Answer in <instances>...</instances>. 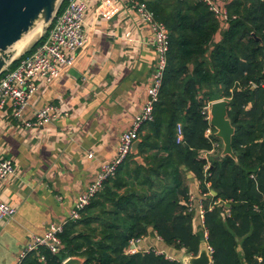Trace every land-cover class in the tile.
Here are the masks:
<instances>
[{
  "label": "trees",
  "instance_id": "16d2710c",
  "mask_svg": "<svg viewBox=\"0 0 264 264\" xmlns=\"http://www.w3.org/2000/svg\"><path fill=\"white\" fill-rule=\"evenodd\" d=\"M143 1L167 27L169 48L153 119L139 131L138 153H130L80 218L65 225L58 253L42 248L43 262L31 253L24 264H62L70 256L85 257L83 264H181L154 249L130 252L148 228L192 254L206 231L212 264H264V0H223L225 19L202 0ZM221 98L229 101L235 157L217 158L222 142L213 134L219 151L206 159L212 146L204 136V109ZM189 172L204 206L203 230L196 233Z\"/></svg>",
  "mask_w": 264,
  "mask_h": 264
},
{
  "label": "crops",
  "instance_id": "0c3cea01",
  "mask_svg": "<svg viewBox=\"0 0 264 264\" xmlns=\"http://www.w3.org/2000/svg\"><path fill=\"white\" fill-rule=\"evenodd\" d=\"M113 1L118 10L105 19L98 14L97 0H84L86 43L59 77L37 81L39 90L24 116L34 120L38 108L53 103L57 118L24 127L10 105L0 110V157L15 165L14 174L0 181V200L17 209L13 218L0 220V264H16L31 235L68 215L101 165L115 157L121 133L145 102L155 61L152 31L126 1ZM186 185L196 202L201 199L190 172ZM192 214L196 233L203 230L204 214L197 207ZM134 243L130 252L154 249L176 259L185 252L165 244L149 228Z\"/></svg>",
  "mask_w": 264,
  "mask_h": 264
},
{
  "label": "built area",
  "instance_id": "2783aa9c",
  "mask_svg": "<svg viewBox=\"0 0 264 264\" xmlns=\"http://www.w3.org/2000/svg\"><path fill=\"white\" fill-rule=\"evenodd\" d=\"M97 1L98 14L101 17L109 19L116 14L118 8L113 0ZM124 1L128 3L138 20L150 27L152 31L151 44L155 48V61L152 66L150 83L146 90L145 102L141 110L135 115L131 127L121 133L115 157L101 165L96 178L85 190L78 194L74 207H72L66 217L57 222H51L42 233L31 235L28 244L18 255L16 264H24L25 258L31 253L37 255L38 260L43 262L44 256L40 253L42 248L49 250L51 253L60 251L62 247L60 234L63 232L65 225L80 218L81 211L90 203L92 197L103 187L104 182L115 174L118 166L131 153V145L138 138L141 126L153 119V110L158 101L163 73L167 65L169 32L165 24L155 18L153 11L145 1ZM202 1L209 6L217 17L226 18L223 0ZM86 6L84 0H65V4L56 14L45 36L27 54L23 55L15 66H9L0 75V110L10 105L12 116L18 121L19 125L24 127L42 125L49 123L60 115L53 103H48L38 108L34 112V120L26 118L24 111L28 107L32 96L39 90L38 79L51 82L59 77L64 68L73 64L77 51L86 43L83 29ZM262 86L264 87V79ZM210 103L204 109L208 121L204 136L210 140L212 146L211 149L204 151L206 159L216 150L219 151L220 146L217 141L212 139L214 130L209 123ZM182 140V125L178 123L176 126V143H180ZM88 156L91 157L92 154L89 153ZM207 169L208 164L205 166V171ZM14 171L13 160L0 157V181L14 174ZM206 186H210L208 181H206ZM205 196H208V194H202V197ZM194 207H197L203 216L204 206L202 199H199ZM210 207L212 206L210 205ZM16 210L15 206L0 200V220L13 218ZM204 232L206 233V231ZM134 241H132V244L135 246ZM209 251L211 254L213 253V249L210 246ZM168 257L173 258L171 256Z\"/></svg>",
  "mask_w": 264,
  "mask_h": 264
},
{
  "label": "water",
  "instance_id": "95a60500",
  "mask_svg": "<svg viewBox=\"0 0 264 264\" xmlns=\"http://www.w3.org/2000/svg\"><path fill=\"white\" fill-rule=\"evenodd\" d=\"M63 1L0 0V75L45 36ZM228 104L227 99L221 98L211 101L209 107V123L215 129V136L222 142L217 158L224 155L235 157L231 144L235 127L228 117ZM140 142V138L133 141L131 153H138ZM135 159L144 164L140 155H136ZM211 193L216 194L213 190ZM212 257L208 243L202 237L196 254L184 252L177 260L181 264H212ZM84 261L85 257L70 256L62 264H83ZM254 264H258L257 259Z\"/></svg>",
  "mask_w": 264,
  "mask_h": 264
}]
</instances>
